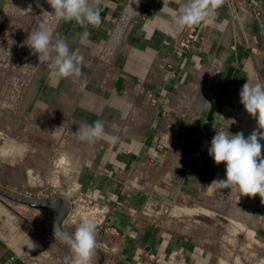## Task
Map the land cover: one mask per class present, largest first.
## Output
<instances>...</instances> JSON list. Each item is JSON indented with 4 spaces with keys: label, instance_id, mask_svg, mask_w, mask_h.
<instances>
[{
    "label": "crops",
    "instance_id": "crops-1",
    "mask_svg": "<svg viewBox=\"0 0 264 264\" xmlns=\"http://www.w3.org/2000/svg\"><path fill=\"white\" fill-rule=\"evenodd\" d=\"M237 1L225 0L212 24L197 25L183 51V29L163 0H99V27L53 22L54 37L82 57L81 77L53 82L25 44L53 11L47 0H0V124L12 127L0 181L39 198L54 187L44 199H94L104 208L96 241L106 264H264V197L210 185L226 179L225 163L208 152L216 131L264 132L239 97L247 79L264 81V16L243 6L236 15ZM248 1L264 9V0ZM96 120L118 142L74 135ZM197 150L207 166L186 162ZM46 174L53 187H41ZM81 217L71 212L65 228L74 233ZM51 221L49 212L0 198V264H70Z\"/></svg>",
    "mask_w": 264,
    "mask_h": 264
},
{
    "label": "clouds",
    "instance_id": "clouds-1",
    "mask_svg": "<svg viewBox=\"0 0 264 264\" xmlns=\"http://www.w3.org/2000/svg\"><path fill=\"white\" fill-rule=\"evenodd\" d=\"M224 2L225 0H185L179 9H171L168 7V0H163L162 10L172 17L177 30H182L201 23L212 24L217 15L216 10ZM47 3L53 11L43 12L42 20L29 33L25 44L34 54H38L42 64L47 63L51 81L58 82L70 77L78 79L82 75V57L70 51L65 40L54 37L52 24L63 20L75 21L85 29L88 25L99 27L102 22L100 9L96 6L99 0H47ZM88 35L85 30L83 37ZM239 97L246 112L256 118L260 129H264V81L258 78L247 79ZM74 135L88 143L106 141L115 144L119 140L118 136L105 131L104 123L100 120L80 124ZM260 139H264V132L259 133L258 137L254 130L245 138L242 132L230 134L228 131H216L208 152L217 165L225 163L226 179L213 180L210 185L238 191L246 196L258 194L261 198L264 197V158L261 157ZM96 229V222L85 214L74 233H57L55 230L54 236L61 235L69 246L72 253L70 264H91L96 250Z\"/></svg>",
    "mask_w": 264,
    "mask_h": 264
},
{
    "label": "water",
    "instance_id": "water-1",
    "mask_svg": "<svg viewBox=\"0 0 264 264\" xmlns=\"http://www.w3.org/2000/svg\"><path fill=\"white\" fill-rule=\"evenodd\" d=\"M0 198L7 199L34 209L49 212L52 214L51 226L54 232L56 230L57 233L72 234L65 228V222L72 210H74L76 207L78 208L75 198L69 199L63 195H58L50 199H41L34 195L13 191L5 184L1 183ZM104 228V226L97 227L96 240L101 236V232L104 230ZM57 235L61 238V235ZM92 259L94 260L92 264H106L108 260V252L103 247L98 246L97 241L95 254L93 255Z\"/></svg>",
    "mask_w": 264,
    "mask_h": 264
},
{
    "label": "built area",
    "instance_id": "built-area-1",
    "mask_svg": "<svg viewBox=\"0 0 264 264\" xmlns=\"http://www.w3.org/2000/svg\"><path fill=\"white\" fill-rule=\"evenodd\" d=\"M239 5V9H237V14L240 12V6L246 7L248 9V13L252 16H264V9L254 7L248 0H239L237 1ZM151 7V4L147 5V9ZM253 7V8H252ZM199 28L197 25L192 27H185L183 31L180 33V35L177 38V45L184 51L193 46V44L196 41L197 35H198ZM156 101V100H154ZM186 162L191 165L192 167H205L208 164V159L204 155V153L200 150L192 151L187 157ZM75 202L77 203L79 212L82 213L84 216L85 214L89 215L96 224H101L104 221V208L99 206L98 203L92 199V198H76Z\"/></svg>",
    "mask_w": 264,
    "mask_h": 264
},
{
    "label": "rangeland",
    "instance_id": "rangeland-1",
    "mask_svg": "<svg viewBox=\"0 0 264 264\" xmlns=\"http://www.w3.org/2000/svg\"><path fill=\"white\" fill-rule=\"evenodd\" d=\"M36 18H37V14H36V16H35ZM22 47V46H21ZM21 47H20V49H21ZM15 49H16V47H15ZM31 51V50H30ZM47 64V63H46ZM4 84V83H3ZM2 112V111H1ZM1 113H0V123H1V121H3L4 120V122H5V118H3L4 117V115H2V118H1ZM7 121H8V117H7ZM9 126V125H8ZM14 128H16V127H14ZM18 128V130L19 129H21V127H17ZM12 130V127H6V124H0V150L2 149V148H4V144H5V135H6V130ZM48 133H50V134H52V131H50V130H48L47 129V134ZM47 147V151L48 150H52V148H50L48 145L46 146ZM53 177V176H52ZM52 177H51V174L50 175H47L46 174V178L44 179V181H40V183H41V187H44L45 185H48L49 187H53V185H54V181H53V179H52ZM5 179L6 178V175L5 174H0V180L1 179ZM42 179V178H41ZM36 182H37V180H36ZM0 183L1 184H5V181L4 180H2V181H0ZM50 184H53V185H51L50 186ZM25 185L27 186L28 184L27 183H25ZM12 190V189H11ZM13 191H17V192H22L21 190H14L13 189ZM28 191V190H27ZM54 191H55V189H54V187L52 188V189H49V190H47V192L45 193L46 195H48L47 197H45V195H42L41 197H43V198H41V199H44V198H48V197H50L52 194H54ZM38 192V191H37ZM52 192V193H51ZM72 213L74 214V215H76V216H78V217H81V212H79L78 211V208L76 207L74 210H72ZM66 228H68L69 227V222H67V224H66V226H65Z\"/></svg>",
    "mask_w": 264,
    "mask_h": 264
},
{
    "label": "bare ground",
    "instance_id": "bare-ground-1",
    "mask_svg": "<svg viewBox=\"0 0 264 264\" xmlns=\"http://www.w3.org/2000/svg\"><path fill=\"white\" fill-rule=\"evenodd\" d=\"M10 91V90H9Z\"/></svg>",
    "mask_w": 264,
    "mask_h": 264
}]
</instances>
